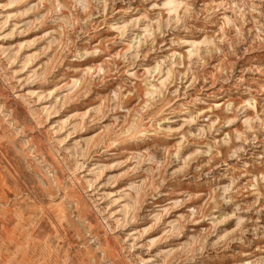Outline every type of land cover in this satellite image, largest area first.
Wrapping results in <instances>:
<instances>
[{
	"label": "rangeland",
	"instance_id": "rangeland-1",
	"mask_svg": "<svg viewBox=\"0 0 264 264\" xmlns=\"http://www.w3.org/2000/svg\"><path fill=\"white\" fill-rule=\"evenodd\" d=\"M0 264H264V0H0Z\"/></svg>",
	"mask_w": 264,
	"mask_h": 264
}]
</instances>
